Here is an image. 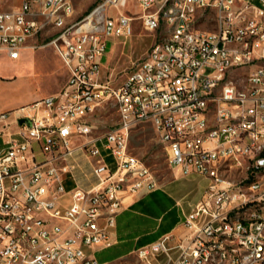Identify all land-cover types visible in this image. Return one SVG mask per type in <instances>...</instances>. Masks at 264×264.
Segmentation results:
<instances>
[{
	"label": "built area",
	"instance_id": "1",
	"mask_svg": "<svg viewBox=\"0 0 264 264\" xmlns=\"http://www.w3.org/2000/svg\"><path fill=\"white\" fill-rule=\"evenodd\" d=\"M7 3L0 53L18 60L55 30L67 82L0 112V264H101L94 251L112 245L126 201L159 186L130 150L140 125L173 171L208 185L180 230L135 256L264 264V0H101L76 21L72 0ZM135 21L160 38L123 83L104 80L108 44ZM108 104L118 120L99 134L89 120Z\"/></svg>",
	"mask_w": 264,
	"mask_h": 264
},
{
	"label": "rangeland",
	"instance_id": "2",
	"mask_svg": "<svg viewBox=\"0 0 264 264\" xmlns=\"http://www.w3.org/2000/svg\"><path fill=\"white\" fill-rule=\"evenodd\" d=\"M21 1L8 0L5 8L18 6ZM72 1L75 8L73 19L76 21L85 17L101 0ZM136 12L140 13V10L136 9ZM206 27L213 28L211 24ZM55 34L56 31L51 30L40 36L39 47L36 50L29 48L23 50L18 60H11L0 53V112L32 104V101L41 97L55 95L66 84L67 73L53 49L48 46ZM160 35L161 31L147 32L141 21H135L133 34L129 39L123 40L125 43L117 41L112 50L111 43L108 44L107 51H111L102 69L103 79L112 80L115 84L123 83L133 71L134 64L145 56ZM26 111L24 110L22 114ZM117 120L116 109L108 104L97 110L89 121L95 127V131L101 134L114 126ZM130 150L146 163L159 185L173 178V169L168 163L166 149L150 125H140L133 130ZM205 186L206 182L197 184L194 193L200 194ZM116 264L144 263L134 255L125 263Z\"/></svg>",
	"mask_w": 264,
	"mask_h": 264
},
{
	"label": "crops",
	"instance_id": "3",
	"mask_svg": "<svg viewBox=\"0 0 264 264\" xmlns=\"http://www.w3.org/2000/svg\"><path fill=\"white\" fill-rule=\"evenodd\" d=\"M117 41L125 43L121 38H113L110 41L111 50ZM111 50L107 51L104 64ZM58 60L63 67L59 58ZM173 174V178L156 189L143 191L126 201L124 209L117 216L112 245L97 248L94 251V256L99 263H125L135 255L138 249L149 246L184 226L186 217L202 200L208 181L197 175L183 177L178 170H174ZM203 182H206L204 190L196 195L194 193L195 186Z\"/></svg>",
	"mask_w": 264,
	"mask_h": 264
},
{
	"label": "water",
	"instance_id": "4",
	"mask_svg": "<svg viewBox=\"0 0 264 264\" xmlns=\"http://www.w3.org/2000/svg\"><path fill=\"white\" fill-rule=\"evenodd\" d=\"M24 122H27V120H26V119H21V120L19 121L20 124H23Z\"/></svg>",
	"mask_w": 264,
	"mask_h": 264
}]
</instances>
